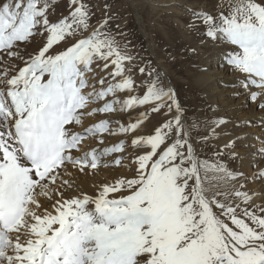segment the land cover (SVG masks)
<instances>
[{
    "label": "snow or ice",
    "instance_id": "1",
    "mask_svg": "<svg viewBox=\"0 0 264 264\" xmlns=\"http://www.w3.org/2000/svg\"><path fill=\"white\" fill-rule=\"evenodd\" d=\"M56 7L0 0V264H264V203L249 188L264 166L230 167L240 137L213 143L229 121L190 120L91 0ZM186 11V28L241 74L236 95L264 110V0ZM108 157L132 175L84 191L77 177Z\"/></svg>",
    "mask_w": 264,
    "mask_h": 264
},
{
    "label": "rangeland",
    "instance_id": "2",
    "mask_svg": "<svg viewBox=\"0 0 264 264\" xmlns=\"http://www.w3.org/2000/svg\"><path fill=\"white\" fill-rule=\"evenodd\" d=\"M217 2L218 0H91L95 6L96 19L105 15L112 17L110 27L113 33L122 44L128 45L137 62L140 64L151 62L170 79L190 120L223 117L229 121L227 125L230 128L226 129L225 125L218 129L220 140L213 143L222 145L230 138L240 137L236 148L239 156L231 162L230 167L249 175L256 172V167L249 163L250 158H245L250 148L243 142L241 131L245 130L247 124L231 125L234 118L219 114L223 107L209 99L208 77L202 70L208 67L209 60L213 63L214 59H222L221 48L211 42L201 43V37L186 28V21L189 19L187 8L212 11ZM66 4L67 0H57V15L66 14ZM105 5L109 8L105 9ZM39 42L43 43L38 40L37 44ZM32 46L29 47L30 50ZM192 49L196 51L193 52ZM154 115L159 118V114ZM116 116L122 121L129 118L127 114ZM155 122L152 120L146 131L150 130ZM254 122L251 128L256 131L259 127L258 123ZM200 153L203 156L210 155L206 149H200ZM131 175L130 172L126 176ZM255 202L262 204L264 199Z\"/></svg>",
    "mask_w": 264,
    "mask_h": 264
},
{
    "label": "bare ground",
    "instance_id": "3",
    "mask_svg": "<svg viewBox=\"0 0 264 264\" xmlns=\"http://www.w3.org/2000/svg\"><path fill=\"white\" fill-rule=\"evenodd\" d=\"M37 45L38 44L33 45L31 50H28L33 51ZM207 66L208 67L205 68L207 69V71H205V75L208 77L207 86H209V99L214 103H219L221 107H223V110H220L219 114L234 118V121L230 123L231 125L233 123L237 125H245V122L249 120L256 121L258 123L259 129L255 131L251 127L248 128V126H244L245 130L243 131L241 129L242 135H240L243 137V142L250 148V151H248V155L245 158L251 159V162L249 163L252 166H264V160L261 159L259 153L257 152L259 147H261L262 142H264V128L260 126L261 121H264V110H258L257 103L248 99L246 94L240 96L236 95L239 90V80L241 74L224 66L223 59H214L213 63L209 60ZM165 79L167 84L173 88L170 79L168 77H165ZM203 84L205 85V83ZM114 119H117V116H115ZM229 128L230 126L227 125L226 129ZM119 139L120 137H108L107 143L110 146L111 144L118 142ZM106 160L110 165L109 167H101L95 174L92 175L77 177V182L84 191L95 195L100 185L112 183L116 179L130 173L127 168L112 166V157H108ZM259 170V167H256V172ZM252 174L253 173H250L249 176H252ZM249 188L252 192L257 194L256 201L264 199V182L260 180H256L255 182L250 181Z\"/></svg>",
    "mask_w": 264,
    "mask_h": 264
}]
</instances>
